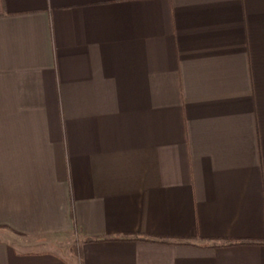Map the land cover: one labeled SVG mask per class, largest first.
<instances>
[{
  "label": "crops",
  "instance_id": "obj_1",
  "mask_svg": "<svg viewBox=\"0 0 264 264\" xmlns=\"http://www.w3.org/2000/svg\"><path fill=\"white\" fill-rule=\"evenodd\" d=\"M0 264H264V0H0Z\"/></svg>",
  "mask_w": 264,
  "mask_h": 264
},
{
  "label": "trees",
  "instance_id": "obj_2",
  "mask_svg": "<svg viewBox=\"0 0 264 264\" xmlns=\"http://www.w3.org/2000/svg\"><path fill=\"white\" fill-rule=\"evenodd\" d=\"M140 238V236H135V235H129L127 238ZM109 238H105V240H107ZM148 239H152V238H148ZM98 240H104V239H98V238H85L84 239V242H93V241H98ZM156 240L158 241H161V242H170V243H190V241H187L185 239H182V238H171V237H159V238H156ZM227 244H231V243H262L261 240H258V239H241V240H237V239H233V240H229L227 239L226 242ZM73 252H74V255H76L75 258H78V250H76L75 248V244H73L71 246ZM77 253V254H76Z\"/></svg>",
  "mask_w": 264,
  "mask_h": 264
},
{
  "label": "rangeland",
  "instance_id": "obj_3",
  "mask_svg": "<svg viewBox=\"0 0 264 264\" xmlns=\"http://www.w3.org/2000/svg\"><path fill=\"white\" fill-rule=\"evenodd\" d=\"M67 245H66V247H64L63 249H65V250H63L64 251V253H68L69 254V252H68V250H69V247H70V244L71 243H66ZM74 244V243H73ZM72 244V245H73ZM65 245V244H64ZM73 251H72V248L70 247V253H72Z\"/></svg>",
  "mask_w": 264,
  "mask_h": 264
}]
</instances>
